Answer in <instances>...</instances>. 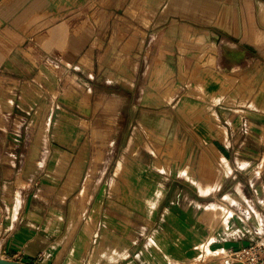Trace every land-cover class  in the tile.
I'll return each mask as SVG.
<instances>
[{"label":"crops","instance_id":"0c3cea01","mask_svg":"<svg viewBox=\"0 0 264 264\" xmlns=\"http://www.w3.org/2000/svg\"><path fill=\"white\" fill-rule=\"evenodd\" d=\"M187 5L0 0L1 259L223 264L264 235V36L209 51L220 33L189 27L241 20L221 22L224 0ZM102 96L119 112L91 178Z\"/></svg>","mask_w":264,"mask_h":264},{"label":"rangeland","instance_id":"374dc122","mask_svg":"<svg viewBox=\"0 0 264 264\" xmlns=\"http://www.w3.org/2000/svg\"><path fill=\"white\" fill-rule=\"evenodd\" d=\"M179 2H184L187 1L189 6H192L194 8V11L197 12V9H199L201 6L199 5L202 1L205 0H178ZM226 3V8L221 9L219 11V15L222 17V21H226V23H234V19L240 18L241 20V26L240 25H223L222 23L219 25H214L210 27H195V29H192L189 27L190 31L194 34L193 38L196 39V37L201 33H205L207 35H213L214 33H220V39L222 38L221 41L219 42H214V41H208L207 43H203L202 46L204 48H209V51H214V49L211 47L213 44L217 45L218 49L219 47H222L224 45V41L228 43H234V37L238 38L240 40L241 48L245 50L247 55L249 54V49H250V34L253 33L256 29L259 31V34H263L264 36V16L260 14V5H264V0H224ZM185 4H183L184 6ZM187 5V6H188ZM234 8V9H233ZM187 11L185 8L179 10V13L185 14ZM201 16L202 14L205 13V10L201 9ZM204 16V15H203ZM206 17V16H205ZM224 19V20H223ZM256 22L259 24L256 28ZM204 29V31L202 30ZM209 29V31H208ZM254 29V30H253ZM211 30V31H210ZM228 37H231L228 38ZM148 44V43H146ZM171 43H165V42H159L156 43L155 48L156 50H162V51H168L169 50V45ZM259 45V48H263L261 46L264 45V39H261V41H258L257 43ZM136 45V43H134ZM253 45L255 46L256 43L253 42ZM137 47V46H136ZM134 47V48H136ZM198 47V46H197ZM197 47H194V49H197ZM133 47L128 45H124V49H132ZM119 46L118 44L115 47V50H118ZM201 49V48H199ZM182 52V51H181ZM119 53L116 51V54ZM185 53V52H182ZM163 68H161L162 70ZM164 71V70H163ZM162 71V73H163ZM161 74V73H160ZM39 80V77L37 78ZM234 83V82H232ZM244 87V86H243ZM102 99V103L98 102L95 112L99 115L98 121L94 124L92 127L95 138L92 141L95 149V153L92 154L91 158V167L87 171V177H94L97 173H99L100 167L102 165V162L105 161L107 153L106 150L110 145H112V138H105L106 136V130L108 129H113L115 130V125L114 123L111 124L109 122H106L105 116L106 114L109 115H116L119 112V107L114 103L111 105V103H106V98L105 96H102L100 98V101ZM105 99V100H104ZM110 100V98H109ZM105 101V102H104ZM87 112L88 108L85 107ZM82 109V108H81ZM83 112L84 109H82ZM169 114V112H167ZM2 121V120H1ZM3 122H0V127L3 126ZM86 127L87 124L84 123ZM94 152V151H93ZM108 160L109 162H119L121 161V154H111L108 153ZM222 164V163H221ZM116 174L117 170L115 171H108L107 177L111 176L112 173ZM207 255H209L207 253Z\"/></svg>","mask_w":264,"mask_h":264},{"label":"built area","instance_id":"2783aa9c","mask_svg":"<svg viewBox=\"0 0 264 264\" xmlns=\"http://www.w3.org/2000/svg\"><path fill=\"white\" fill-rule=\"evenodd\" d=\"M223 264H264V235L252 245L239 250H224L217 254Z\"/></svg>","mask_w":264,"mask_h":264},{"label":"water","instance_id":"95a60500","mask_svg":"<svg viewBox=\"0 0 264 264\" xmlns=\"http://www.w3.org/2000/svg\"><path fill=\"white\" fill-rule=\"evenodd\" d=\"M0 264H24V263L0 258Z\"/></svg>","mask_w":264,"mask_h":264},{"label":"bare ground","instance_id":"6f19581e","mask_svg":"<svg viewBox=\"0 0 264 264\" xmlns=\"http://www.w3.org/2000/svg\"><path fill=\"white\" fill-rule=\"evenodd\" d=\"M218 212V211H217ZM219 213H220V211H219Z\"/></svg>","mask_w":264,"mask_h":264}]
</instances>
